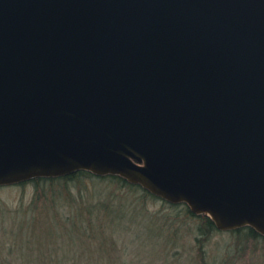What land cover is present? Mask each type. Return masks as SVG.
Listing matches in <instances>:
<instances>
[{"label": "water", "instance_id": "water-1", "mask_svg": "<svg viewBox=\"0 0 264 264\" xmlns=\"http://www.w3.org/2000/svg\"><path fill=\"white\" fill-rule=\"evenodd\" d=\"M82 170L264 236V0H0V186Z\"/></svg>", "mask_w": 264, "mask_h": 264}, {"label": "rangeland", "instance_id": "rangeland-1", "mask_svg": "<svg viewBox=\"0 0 264 264\" xmlns=\"http://www.w3.org/2000/svg\"><path fill=\"white\" fill-rule=\"evenodd\" d=\"M70 190L100 207L109 204L113 216L94 218L85 232L79 221L32 217L33 181L0 186L1 260L8 264H199L203 250L208 264H264L262 237L244 239L219 230L202 237V219L183 204L143 195L107 178L83 177ZM63 192L64 197L70 196Z\"/></svg>", "mask_w": 264, "mask_h": 264}, {"label": "trees", "instance_id": "trees-1", "mask_svg": "<svg viewBox=\"0 0 264 264\" xmlns=\"http://www.w3.org/2000/svg\"><path fill=\"white\" fill-rule=\"evenodd\" d=\"M83 177H97L88 171H78L72 173L70 175L56 177V178H36L31 181L35 184V193L32 203L29 209L32 211V214L36 216H43L46 218L53 217L58 220H62L66 222H74L75 224L79 221V223L83 226V230L85 232L89 231L87 223L90 224L93 222L94 218H100L102 215L112 217L114 213L113 208H109V204H102L100 207V203H93L92 201H88V199H84L83 196L72 195L71 187L75 186L76 182H81ZM102 179H110L113 182H119L123 186H129L131 188L139 189L143 192V195L155 197L148 191L144 190L139 185H133L128 183L127 181L121 179L117 176H105L98 177ZM73 183V184H72ZM63 191H67L70 196H63ZM62 195V196H61ZM157 198V197H156ZM65 199V200H64ZM103 203V202H101ZM186 209L192 215H196L191 212L189 207L186 204ZM104 206V207H103ZM106 206V207H105ZM108 207V208H107ZM116 213V210H115ZM79 219H78V218ZM124 214L117 218H123ZM200 219H202V224L199 226V232L202 237L207 236L214 230H217L214 222L207 215L201 214L198 215ZM73 224V225H75ZM237 235H243L244 239H257L264 236L258 234L254 229L250 227H242L232 231ZM201 241V239H199ZM203 254V255H202ZM0 264H8L4 262L0 258ZM199 264H208L207 259L204 256L203 250L200 251V263Z\"/></svg>", "mask_w": 264, "mask_h": 264}]
</instances>
